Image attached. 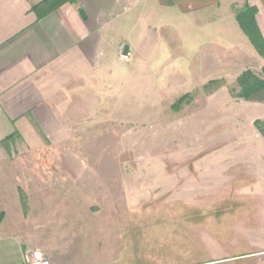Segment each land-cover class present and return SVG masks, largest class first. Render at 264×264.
Wrapping results in <instances>:
<instances>
[{
  "label": "rangeland",
  "instance_id": "obj_1",
  "mask_svg": "<svg viewBox=\"0 0 264 264\" xmlns=\"http://www.w3.org/2000/svg\"><path fill=\"white\" fill-rule=\"evenodd\" d=\"M182 29L137 39L130 63L115 49L69 137L3 146L0 181L29 203L11 206L16 230L53 264H264V190L243 165L264 91L238 97L237 74L206 68Z\"/></svg>",
  "mask_w": 264,
  "mask_h": 264
},
{
  "label": "crops",
  "instance_id": "obj_2",
  "mask_svg": "<svg viewBox=\"0 0 264 264\" xmlns=\"http://www.w3.org/2000/svg\"><path fill=\"white\" fill-rule=\"evenodd\" d=\"M40 1L0 0V164L8 168L13 163L6 161L5 137L14 132L29 142L69 137L84 112H97L103 61L116 49L120 60L130 63L134 42L144 41L156 28L183 27L211 71L237 78L251 70L264 81V57L235 17L245 4L256 7L264 37V0H74L38 18L32 7ZM122 45L131 51L130 60L120 57ZM260 94L253 101L264 106ZM255 134L259 156L243 165L253 164V190L260 196L264 136ZM6 182L0 181V264H30L41 256L53 264L50 251L36 249L16 230L11 206L21 204L22 188Z\"/></svg>",
  "mask_w": 264,
  "mask_h": 264
},
{
  "label": "trees",
  "instance_id": "obj_3",
  "mask_svg": "<svg viewBox=\"0 0 264 264\" xmlns=\"http://www.w3.org/2000/svg\"><path fill=\"white\" fill-rule=\"evenodd\" d=\"M74 0H42L39 3L33 5L32 10L35 12L38 18H42L49 13L57 10L65 3L73 2ZM257 8L245 4L242 9L235 10L236 20L242 29L243 33L248 37L249 41L259 53L264 57V37L259 29L256 21ZM238 86L240 88L238 97L250 100L258 93L264 91V81L255 75L251 70L243 72L237 79ZM255 127L259 133L264 136V122L256 120L254 122ZM17 138H21L18 132H14L1 141V144L8 150L9 145L12 144ZM21 206L24 214L29 212V203L26 193L20 190Z\"/></svg>",
  "mask_w": 264,
  "mask_h": 264
},
{
  "label": "built area",
  "instance_id": "obj_4",
  "mask_svg": "<svg viewBox=\"0 0 264 264\" xmlns=\"http://www.w3.org/2000/svg\"><path fill=\"white\" fill-rule=\"evenodd\" d=\"M131 52L126 51L124 46H121V53L120 57L124 60H130L131 59ZM30 264H50V261L47 257L41 256L33 261L30 262Z\"/></svg>",
  "mask_w": 264,
  "mask_h": 264
}]
</instances>
